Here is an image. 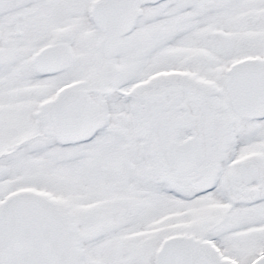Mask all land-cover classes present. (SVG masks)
I'll return each mask as SVG.
<instances>
[{"label":"snow or ice","instance_id":"6c2138e0","mask_svg":"<svg viewBox=\"0 0 264 264\" xmlns=\"http://www.w3.org/2000/svg\"><path fill=\"white\" fill-rule=\"evenodd\" d=\"M0 264H264V0H0Z\"/></svg>","mask_w":264,"mask_h":264}]
</instances>
